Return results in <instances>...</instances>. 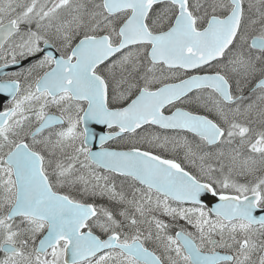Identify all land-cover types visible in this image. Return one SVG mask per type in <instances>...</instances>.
I'll return each mask as SVG.
<instances>
[{
	"label": "snow or ice",
	"instance_id": "snow-or-ice-1",
	"mask_svg": "<svg viewBox=\"0 0 264 264\" xmlns=\"http://www.w3.org/2000/svg\"><path fill=\"white\" fill-rule=\"evenodd\" d=\"M0 264H264V0H0Z\"/></svg>",
	"mask_w": 264,
	"mask_h": 264
}]
</instances>
